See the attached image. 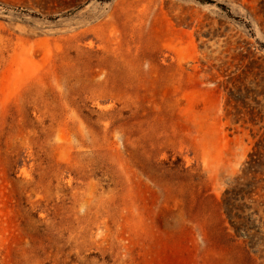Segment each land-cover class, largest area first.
Here are the masks:
<instances>
[{"label":"rangeland","instance_id":"rangeland-1","mask_svg":"<svg viewBox=\"0 0 264 264\" xmlns=\"http://www.w3.org/2000/svg\"><path fill=\"white\" fill-rule=\"evenodd\" d=\"M241 84L264 0H0V264H264Z\"/></svg>","mask_w":264,"mask_h":264},{"label":"trees","instance_id":"trees-1","mask_svg":"<svg viewBox=\"0 0 264 264\" xmlns=\"http://www.w3.org/2000/svg\"><path fill=\"white\" fill-rule=\"evenodd\" d=\"M237 91H238V94H243L245 95V100H235L236 103L238 105H242L245 109L247 108L246 105H247V101L251 100L253 101L254 103H256L258 106H261L263 105V103L261 102V99H264V92H256V91H253L252 89H250L247 85L245 84H241L238 88H237ZM235 97V96H234ZM264 107V105H263ZM252 115H254V117H257L255 116V113H252ZM252 118V117H251ZM246 124L248 122H245ZM251 124L253 125H257L255 123V120L250 119V122Z\"/></svg>","mask_w":264,"mask_h":264}]
</instances>
